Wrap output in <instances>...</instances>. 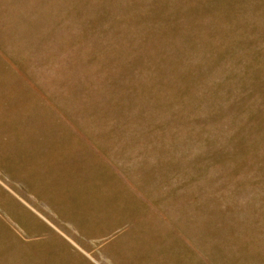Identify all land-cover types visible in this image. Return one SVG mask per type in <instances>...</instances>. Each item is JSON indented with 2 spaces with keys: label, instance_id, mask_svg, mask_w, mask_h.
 <instances>
[{
  "label": "rangeland",
  "instance_id": "1",
  "mask_svg": "<svg viewBox=\"0 0 264 264\" xmlns=\"http://www.w3.org/2000/svg\"><path fill=\"white\" fill-rule=\"evenodd\" d=\"M0 264H264V0H0Z\"/></svg>",
  "mask_w": 264,
  "mask_h": 264
}]
</instances>
